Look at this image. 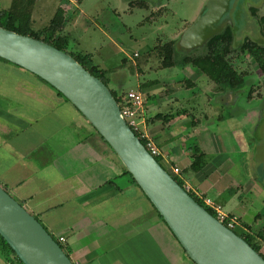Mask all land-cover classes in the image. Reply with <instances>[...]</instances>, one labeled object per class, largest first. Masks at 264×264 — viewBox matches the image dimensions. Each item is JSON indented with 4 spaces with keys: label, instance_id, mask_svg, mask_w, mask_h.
Listing matches in <instances>:
<instances>
[{
    "label": "crops",
    "instance_id": "0c3cea01",
    "mask_svg": "<svg viewBox=\"0 0 264 264\" xmlns=\"http://www.w3.org/2000/svg\"><path fill=\"white\" fill-rule=\"evenodd\" d=\"M119 1L124 12L140 6L135 3L138 1H131L129 5L123 0ZM143 2L147 4L145 6H150L148 2ZM59 7L66 8L62 5ZM153 7L159 12L166 7V0L156 1ZM81 49L82 52L86 51L84 47ZM176 69L178 74L169 78L167 83L151 82L146 87L148 96L143 114L145 127L162 152L160 158L164 162L163 165L179 166L181 178L188 184L192 193L210 198L208 193L214 189L220 197L225 195L224 202L236 203L234 211L227 212L241 217L242 209L246 211L247 208L243 201L245 198L243 194L247 193L245 191H251L252 188L260 193L261 190L250 178L242 180L234 172L236 163L232 156L234 153H242L245 148V144L237 137L239 127L236 126L235 130L224 131L226 133L221 134L212 130L209 119L215 116L212 115L211 96L205 106L201 105L196 110V114L195 109L193 113V110L189 111L184 107L174 112L173 107L178 104L183 91L193 87L202 77V72L190 65L178 66ZM111 73L114 74L110 77V82L113 87L120 89L122 86L117 72ZM37 84L39 91L43 87L48 95L40 96V100L60 107L70 103V110L72 107L78 110L46 81L40 79L37 80ZM165 84L168 88H163ZM178 84L180 87H177ZM213 89H209L208 93L214 96L216 102L220 101L221 108L225 109L226 106L230 108L229 101L225 98L218 99L220 95H214ZM179 105L180 103L177 106ZM79 113L75 112L68 123L73 119L77 122L81 119L84 122V116ZM40 117L21 119L10 116L6 119L8 127L11 126L13 130L1 145L7 153L22 159L24 173L19 172V177L11 182L5 178L2 183L7 189L10 188L9 183L17 184L19 195L15 194L16 198L22 200L23 204L40 218L51 234L65 237V243L69 244L72 252L70 256L72 260L82 264L86 256L91 258L99 254V251H92L88 244L93 240L101 243L102 237L109 235V229L116 223L117 235L114 234L104 240L101 245L109 247L117 244V248L121 250L117 258L118 264H196L139 185L130 178H126V181L120 184L112 180L117 176L118 157L92 125L93 128L87 126L85 129L80 127L70 131L60 128L55 135L49 137L40 136L42 133L40 129H34L32 133L35 134L29 137L38 136L37 147L34 145L29 149H23L17 145L15 143L17 140L12 137L15 128L27 130L30 127L29 120H35L39 125L42 121V116ZM239 122L241 125L247 124L246 119ZM31 131L29 129L27 133ZM49 143L50 148L46 146ZM41 147L43 149H40ZM194 147H200L204 151L207 163L201 170H191L187 173L186 170L193 161ZM34 151L35 154L38 151L45 155L53 152V156L54 153H58L64 163L70 164L71 167L66 170L64 166L59 165V161H55L57 156L48 158L44 162L46 164L40 166L36 159H33ZM41 170L45 171L42 175L39 173ZM32 182L38 188L26 189ZM234 184L236 188L232 189ZM9 190L12 191L11 188ZM85 264H88V260Z\"/></svg>",
    "mask_w": 264,
    "mask_h": 264
},
{
    "label": "rangeland",
    "instance_id": "374dc122",
    "mask_svg": "<svg viewBox=\"0 0 264 264\" xmlns=\"http://www.w3.org/2000/svg\"><path fill=\"white\" fill-rule=\"evenodd\" d=\"M123 1L129 5V2L135 0ZM140 1L138 0V2ZM150 1L149 7L135 6L129 11L124 12L122 11L123 5L119 0H80L76 2H72L71 0H35L31 7V27L35 31L42 32L43 36L50 37L53 33L51 28L48 29L50 21L58 7L60 5L65 6L67 8H64L67 20L63 35H66L71 40V49L75 50L78 54H90L88 57L89 61L102 66L101 69L103 68L105 71L104 77L108 80V85L111 89L119 90V88L113 87L109 80L114 74L111 72L116 71V75L119 77L122 86L120 89L124 92V95L130 88H134L140 89L148 96V92L145 90L151 82L167 83L169 78L171 79L178 74L176 73L178 72L176 69L178 66H162L159 54L160 48L168 43V41L179 38L182 32L202 12L208 0H166V7L162 8L159 12H156L153 7V1L156 2L158 0ZM12 2L13 0H0V10L8 9ZM260 5L261 0H233L231 5L233 10L230 11L228 17L231 16L233 20L236 44L240 43L247 36L258 41L262 40L261 27L257 20L251 16L250 10V7H260ZM158 46L160 48L156 49ZM82 47L86 49L85 52H82ZM77 49L80 50L76 51ZM230 61L239 70H253L255 65V61L251 55L242 54L240 51H234L230 56ZM138 70L140 74H138ZM201 76L193 87L183 91L178 101L180 105L177 106L178 104H176L173 107L174 112L184 107L189 111L193 110V113L195 109L194 114H196V110L201 105L205 106L204 104L207 99L209 102L211 97L214 98L213 95L208 93L212 88H214L212 93L219 96L217 89L219 88L218 90H220L221 88L215 85L206 74L201 73ZM37 80L40 79L35 74L0 58V145L7 139L9 132L13 130L11 126L8 127L6 121L10 116L21 119L42 116V121L39 122L40 127L35 120H29L30 127L28 126L27 130L15 128L16 130L13 131L12 137H15L17 140L15 143L23 147V149H29L34 145L37 147L38 136L29 137V135L35 134L32 133L34 129H40L39 131L42 132L40 136L49 137L55 135L60 128H66L65 130L69 131L80 127L85 129L87 126L93 128L83 114L84 122L81 119L78 122L73 119L68 123L72 119V115H75V112H80L73 109V107L70 110V103L64 105V107L55 105V108L53 104L40 100L39 98L48 95L43 87L39 91ZM252 85L261 86L263 91L260 89V92L263 93H259L261 94L259 98L255 97L248 100ZM177 87H180V85L178 84ZM163 88H168V85L165 84ZM240 90L243 96L239 97V100L236 101L235 113H242L245 109L249 110L251 114L254 110L257 111L260 108L263 111L262 117L259 118L257 116L254 123L252 122L250 125L247 123V125L240 126L237 129L238 139L244 144L250 142L249 146L252 145L251 141H253V145H255L257 143L256 140L258 141L264 134V79L256 72H253L249 75L246 85ZM213 98L211 99L213 101V108L211 110L212 115L215 117L209 119V125L212 130H215L218 134L226 133L224 131L235 130V119H232L233 115L231 113L234 106L232 108L226 106L223 109L221 108L220 101L216 102L215 98ZM217 98L223 99L221 96ZM29 129L32 130L31 133H27ZM46 146L50 148V143L46 144ZM42 147L40 149H43ZM35 153L36 151L33 153V159H36V162L40 166L45 165L46 163L44 162L48 158L52 159V157L57 156L55 161H59V165L64 166L66 170H69L71 167L70 164L64 163L62 156L58 153H54L55 156H53V152L49 155L38 151L37 154ZM254 157L255 159H253ZM60 158L62 159L60 160ZM232 159L236 163L235 174L246 177V179L257 180V183L262 188L259 189L261 190L260 193L253 190L245 191L247 193L243 194L245 197L243 201L247 208L246 211L242 209L241 217L236 215L238 223L234 229L242 235L253 231V242L261 246V252L264 254V160H262V157L260 159L259 154L250 159V155L244 150L242 153H234ZM160 161L164 164L161 158ZM22 164V159L7 153L4 150V146L1 145L0 184L3 185L2 182L5 178H8L10 182L18 178L19 172L23 169ZM123 170V164L117 158V176L112 180H115L119 184L126 181L125 179L129 178V176L123 175ZM191 170L189 168L186 171L188 173ZM44 172L41 170L39 173L42 175ZM21 173H24V171ZM39 175L38 177L40 178ZM9 186L12 189L11 194L14 196L15 194L19 195L17 184L13 185L9 183ZM31 187L33 189L38 188L32 182L26 186V189H32ZM10 188L6 189L10 192ZM234 188H236L235 184L232 189ZM193 195L196 196L194 193ZM208 195L215 201L220 202L226 211L232 212L237 207L234 201L232 203L224 202L226 200L225 195L220 197L214 189ZM19 201L23 203L22 200ZM109 231V235L102 237V244L104 240L111 238L114 234L117 235L116 223ZM53 236L55 239H58L57 234H53ZM101 243L93 240L88 244L92 251H99V254L95 257H85L88 260V264H118L117 258L121 250L117 248V244L109 247L104 244V247ZM62 245L65 247L67 253L72 256L69 244L66 242L62 243ZM86 260L82 264H85ZM0 264L21 263L14 257L8 259L0 252Z\"/></svg>",
    "mask_w": 264,
    "mask_h": 264
},
{
    "label": "water",
    "instance_id": "95a60500",
    "mask_svg": "<svg viewBox=\"0 0 264 264\" xmlns=\"http://www.w3.org/2000/svg\"><path fill=\"white\" fill-rule=\"evenodd\" d=\"M232 3L208 0L194 22L175 39L177 51L184 54L203 48L227 25L233 26L228 17ZM0 58L39 76L85 116L196 264H264L259 251L219 221L156 159L127 123L110 86L72 54L0 26ZM256 142L251 150L245 144L250 159L258 154L261 159L264 154V134ZM0 234L24 264H75L41 220L1 184Z\"/></svg>",
    "mask_w": 264,
    "mask_h": 264
},
{
    "label": "trees",
    "instance_id": "16d2710c",
    "mask_svg": "<svg viewBox=\"0 0 264 264\" xmlns=\"http://www.w3.org/2000/svg\"><path fill=\"white\" fill-rule=\"evenodd\" d=\"M35 0H13L11 6L8 9L0 10V26L14 30L18 33L33 36L39 40L45 41L58 47L61 50L67 51L72 54L85 68H87L93 75L102 79L107 85L108 80L104 77V69H101L99 65L91 63L88 59V54L80 53L78 54L75 50L70 47V39L63 35V30L66 25L65 9L58 7L56 13L50 21V26L48 29H52L53 33L50 37L43 36L42 32L35 31L31 27V15H32V5ZM137 5L145 6V2H136ZM262 25V30L264 32V16L259 18ZM235 39L234 27L232 25H227L220 33L214 35L204 46L203 51L198 54L180 53L176 49V40H170L162 48H160L159 54L161 57V64L163 67H170L176 65V62L181 58L183 65L191 64L195 68H198L202 73L206 74L212 81H214L221 89H232L239 87L243 84V74L238 72L234 66L230 63L227 58L228 54L231 52L233 43ZM242 48L248 51L258 62L261 69L264 71V44H260L256 41L247 39L242 44ZM34 74V73H33ZM36 77L40 78L35 74ZM41 79V78H40ZM109 86V85H108ZM57 90V89H56ZM60 96L66 98L60 91H58ZM112 92L122 105L124 92L119 90H113ZM67 99V98H66ZM68 100V99H67ZM146 145L144 139H141ZM156 159L163 165L160 161V157L155 156ZM207 163L206 154L201 150L200 147L193 148V161L190 169L193 171H199L205 167ZM164 166V165H163ZM166 168V166H164ZM123 175H128L132 182L136 183V180L132 174L123 166ZM180 184H184L183 180L179 176H174ZM191 195L200 202L203 206L207 208L209 212L215 214L214 211L207 207L204 202L194 196L191 191ZM160 215V214H159ZM161 218L162 215H160ZM235 230V229H234ZM243 236L242 234L238 233ZM257 251L261 252V246L253 242L252 237H244ZM58 240V239H57ZM62 245V243H60ZM65 249V247L62 245ZM0 252L5 255L8 259L16 258L21 264H24L20 258L17 256L16 252L12 249L6 239L0 234Z\"/></svg>",
    "mask_w": 264,
    "mask_h": 264
},
{
    "label": "built area",
    "instance_id": "2783aa9c",
    "mask_svg": "<svg viewBox=\"0 0 264 264\" xmlns=\"http://www.w3.org/2000/svg\"><path fill=\"white\" fill-rule=\"evenodd\" d=\"M78 1V0H71ZM147 102L146 95L140 90V89H129L123 98V103L121 106V111L123 116L125 117L127 123L130 125V127L134 130V132L141 138L144 139L146 142V147L148 150L154 155L161 157L162 152L160 148L157 146L153 138L148 133L145 122H144V109ZM173 176H179L181 178V168L177 165L168 166L166 168ZM182 179V178H181ZM184 182V181H183ZM183 186L190 191V187L186 182H184ZM198 197L204 202V204L208 207H210L214 211V215L216 218L224 223L226 226H228L231 229H234L237 226L238 223V217L236 215H233L226 210H224L223 206L219 203H216L213 199L209 197ZM58 241L60 243H65L66 239L64 236H58ZM75 264H78V262L73 260Z\"/></svg>",
    "mask_w": 264,
    "mask_h": 264
},
{
    "label": "flooded vegetation",
    "instance_id": "af4514ba",
    "mask_svg": "<svg viewBox=\"0 0 264 264\" xmlns=\"http://www.w3.org/2000/svg\"><path fill=\"white\" fill-rule=\"evenodd\" d=\"M250 10H251V16L255 19V20H257V22H258V24L260 25V27H261V34H262V40L261 41H258V40H255V39H252L251 37H249V36H247V37H245L240 43H238V44H236L235 43V39H234V43H233V47H232V50H231V52L228 54V56H227V58L229 59V61H230V56H231V54L234 52V51H240V53H242V54H249V55H251L248 51H246V50H244L243 48H242V44L244 43V41L245 40H247V39H250V40H253V41H256V42H258V43H260V44H264V32H263V30H262V25H261V23H260V21H259V18L260 17H262V16H264V0H261V5H260V7H255V6H252V7H250ZM172 40H175V39H172ZM169 42V41H168ZM204 48V47H203ZM203 48H198L199 50H197V49H195V50H193V51H191V52H188L189 54H198L199 52L201 53L202 51H203ZM252 56V55H251ZM253 57V56H252ZM253 59H254V61H255V65H254V68H253V70H239L238 69V67L234 64V63H232L231 61H230V63L234 66V68L238 71V72H240L241 74H243V84L242 85H240L239 87H235V88H232V89H220V90H218L217 89V92H218V94L220 95V96H222L223 97V99L224 98H226L229 102L228 103H230L231 105H230V108H232V106H234L233 107V109L231 110V113H232V115H233V117H232V119H235L234 121V126H237V127H240V126H245V124L244 125H241L240 124V122H239V120H242V119H246V123H248V125H250L252 122L254 123V121H256L255 120V118L258 116L259 118H261L262 117V115H263V111H262V109L260 108V109H258L257 111H253L252 112V114L250 113V111L249 110H247V109H245V110H243L242 111V113H238V112H236L235 113V111H234V108H235V106H236V101L237 100H239V97H241V96H243V94H241V90L240 89H242L245 85H246V83H247V81L249 80V75L250 74H252L253 72H256L257 74H259V76H261L263 79H264V71L261 69V67L259 66V64H258V62L256 61V59L253 57ZM181 58L178 60V62H176V65H174V66H182V67H184V66H188V65H190V66H193V65H191L190 63L189 64H184L183 65V63L181 62ZM183 61V60H182ZM194 67V66H193ZM195 68V67H194ZM196 69H198V68H196ZM214 82V81H213ZM215 83V82H214ZM215 85H217L216 83H215ZM217 87V86H216ZM219 87V86H218ZM257 87V88H256ZM255 89V90H254ZM260 89H261V86L259 87V86H257V85H252L251 87H250V93H249V98H248V100H250L251 98H259L260 97V95L261 94H259V93H263V92H260ZM261 91H263L262 89H261ZM226 93V94H225ZM223 94H224V96H223ZM226 95V96H225ZM222 98H221V100H223ZM248 111V113H247V111ZM246 112V113H245ZM245 114V115H244ZM240 117H242V118H240ZM247 125V124H246ZM252 142V145H250V148H249V150H251V148L254 146L253 145V141H251ZM248 144H250V142L248 143ZM245 148H246V146H245ZM261 155V154H260ZM259 155V156H260ZM262 158L264 157V154H262V156H261ZM240 178L242 179V180H246V177H243V176H240ZM258 180H259V182H260V179L258 178ZM251 182L252 183H254V185L256 184L257 185V188H259V189H262L261 188V186H259V183H257L258 181L256 180V181H254L253 179H251ZM251 190H254V189H252L251 188ZM255 191V190H254ZM234 230V229H233ZM248 230H249V228H248ZM253 231H250V232H248V234H246V235H243L242 237L244 238V237H247V236H250V237H253V233H252Z\"/></svg>",
    "mask_w": 264,
    "mask_h": 264
}]
</instances>
